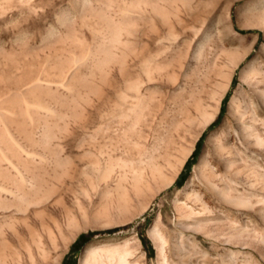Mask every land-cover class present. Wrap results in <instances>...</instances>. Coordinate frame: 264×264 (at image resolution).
I'll list each match as a JSON object with an SVG mask.
<instances>
[{"label": "rangeland", "instance_id": "374dc122", "mask_svg": "<svg viewBox=\"0 0 264 264\" xmlns=\"http://www.w3.org/2000/svg\"><path fill=\"white\" fill-rule=\"evenodd\" d=\"M261 18L264 0H0V264H264V203L200 177L264 199V145L231 114L264 137L243 77Z\"/></svg>", "mask_w": 264, "mask_h": 264}, {"label": "bare ground", "instance_id": "6f19581e", "mask_svg": "<svg viewBox=\"0 0 264 264\" xmlns=\"http://www.w3.org/2000/svg\"><path fill=\"white\" fill-rule=\"evenodd\" d=\"M256 24H259V25H263L264 26V18H261L259 20L256 21ZM246 54V52L243 53V55H240V59L242 57H244V55ZM237 56V55H236ZM238 59V57H237ZM259 74L261 75V77L264 79V70L261 69L260 67L259 68H256L252 63H250L248 65V67L245 68L244 72H243V77L247 80H249L251 83H252V86L254 87L253 90H255V93L258 95V97L263 101H261L262 103H264V89H260L258 86L259 84L263 81L258 79L256 80L255 78H253L254 74ZM246 80V81H247ZM260 80V81H259ZM250 87H251V84H250ZM254 93V94H255ZM236 100V97L233 98V102H235ZM241 105V104H240ZM238 104L237 106V109L236 110H232L231 111V114L233 116V119H234V124H233V129H234V132H235V135H238V137L240 138L241 142L245 143L244 145L247 144V146H251V144H253L254 146L256 145L259 146H263L264 145V137L262 135H260L255 129V126L254 124H248L246 122V120L244 119V112L245 110L241 109ZM29 106V105H28ZM30 107V106H29ZM32 107V106H31ZM37 108V107H36ZM49 109V108H47ZM9 111V110H8ZM258 113V112H257ZM255 114L256 112H254V114L251 115V122L255 121ZM257 115V114H256ZM260 117V116H259ZM259 117H256V122L258 120ZM212 118V116H208L207 118V123L208 121ZM260 121L261 123H264V118L263 117H260ZM259 121V120H258ZM255 128V129H254ZM227 136V135H226ZM229 137V135L227 136V138ZM226 138V140H227ZM227 143V142H226ZM242 143V144H243ZM219 145V144H218ZM227 144H225V142L221 141L220 142V145H219V149H220V155H224L223 154V151L227 149ZM229 148V147H228ZM227 155H228V160L224 161L223 165H218V168H222L225 170V172L227 173V175L230 176L231 179H233V182L236 183L235 181H239V173L241 171L240 168H238V165L236 164V156H234V153L232 152V150H226ZM218 153H219V150H218ZM233 153V155H232ZM234 158V159H233ZM205 162L206 159H205ZM204 162V165H206ZM248 166V165H247ZM209 167L211 169L210 172H208V170H203L202 169V172H201V176L204 183L206 184V186L212 190V192H214L218 199L225 203V204H230V205H234L236 207H240V206H253V204H255L256 202L258 203H264V199H260V200H257V201H254L253 199L249 198V197H244L243 195H240V194H236L234 192H232L230 189L226 188V187H221L215 179V177L217 176L216 175V171L215 169L211 166H206V168ZM215 167V166H214ZM15 168V167H14ZM217 170V169H216ZM220 170V169H219ZM251 172V171H250ZM215 173V174H214ZM255 173V172H253ZM252 173V174H253ZM219 175V173H217ZM247 174H249L247 172ZM213 175H216L214 176V178L212 177ZM251 175V174H250ZM254 176V175H253ZM256 177V176H255ZM256 180V179H255ZM222 181V180H221ZM254 183V182H253ZM253 183L251 184V182L249 183L250 186L253 185ZM256 183V182H255ZM235 185V184H234ZM240 185V184H239ZM247 185V184H246ZM240 188V187H239ZM258 189V188H257ZM7 190V189H6ZM200 202H201V210H196L192 205H189L187 203H185V207L189 210V214H188V217H194L195 215H197V213H202L204 212L205 210H210V208L212 207H209V203H208V200L206 199H203L201 197H197ZM257 204V203H256ZM254 207V206H253ZM226 208V207H225ZM263 208V207H262ZM257 209V208H256ZM212 211V210H211ZM209 212V211H208ZM263 214H264V209H262L261 211ZM229 215V214H228ZM264 216V215H263ZM205 222V221H204ZM197 225H200V223L198 222L197 220ZM201 225H202V222H201ZM156 233L155 234H159L157 231H155ZM158 236V235H157ZM160 237V236H158ZM218 237V236H217ZM163 239V237H160ZM109 251V250H108ZM96 252V250H95ZM88 253V252H87ZM115 253V252H114ZM89 254V253H88ZM94 254V253H93ZM92 254V256H93ZM120 256V255H119ZM124 255H122L123 257ZM95 257V256H94ZM122 257H120V260H122ZM84 258V257H83ZM116 258V257H115ZM125 258V257H124ZM127 258V257H126ZM111 259V258H110ZM84 260V259H83ZM100 261V260H98ZM94 262V261H93ZM84 264H89L88 262V258H85V261H84ZM91 264V263H90ZM99 264V263H98ZM101 264V262H100ZM103 264H105L103 262ZM112 264V263H111ZM114 264V262H113ZM117 264H122V262H119ZM123 264H128L127 261L126 263L123 262Z\"/></svg>", "mask_w": 264, "mask_h": 264}]
</instances>
